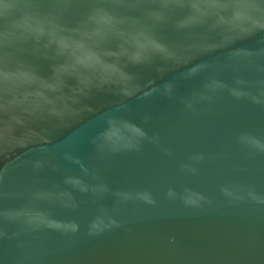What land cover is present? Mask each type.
Wrapping results in <instances>:
<instances>
[{
  "label": "water",
  "instance_id": "obj_1",
  "mask_svg": "<svg viewBox=\"0 0 264 264\" xmlns=\"http://www.w3.org/2000/svg\"><path fill=\"white\" fill-rule=\"evenodd\" d=\"M0 264H264V0H0Z\"/></svg>",
  "mask_w": 264,
  "mask_h": 264
}]
</instances>
